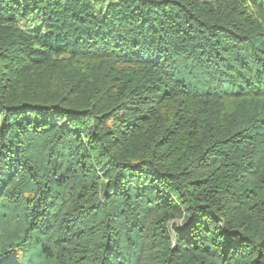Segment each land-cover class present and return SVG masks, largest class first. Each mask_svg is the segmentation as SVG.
<instances>
[{"label": "trees", "instance_id": "trees-1", "mask_svg": "<svg viewBox=\"0 0 264 264\" xmlns=\"http://www.w3.org/2000/svg\"><path fill=\"white\" fill-rule=\"evenodd\" d=\"M0 264H264V0H0Z\"/></svg>", "mask_w": 264, "mask_h": 264}]
</instances>
